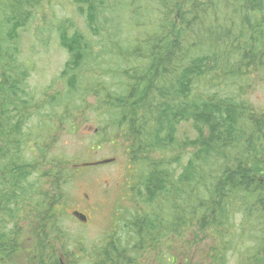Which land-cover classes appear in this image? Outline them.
I'll use <instances>...</instances> for the list:
<instances>
[{"label":"rangeland","instance_id":"obj_1","mask_svg":"<svg viewBox=\"0 0 264 264\" xmlns=\"http://www.w3.org/2000/svg\"><path fill=\"white\" fill-rule=\"evenodd\" d=\"M127 1L101 0L102 4H97L95 10H102L101 15L103 16L97 17L98 22H95V25L89 29L85 17L76 13L74 0H39L36 5L23 8L21 17L25 18V24L18 27L16 38L8 45L0 42L2 51H5L6 48L11 51L5 62L4 56L1 58L0 74L5 71L15 74L23 73L25 81L21 84V88L24 92L30 93L31 102L35 101L38 105L44 106L40 118L53 126L52 134L44 140V143L47 141L51 144L50 153L53 154L54 149H57L71 157L81 154L84 144H87L88 149L92 148V152H89L91 154L89 157L83 156L82 161H91L92 163L110 157L116 159L111 164L93 169H80V172L86 171L85 177H75L69 187L70 204L73 207L70 205L66 207L69 208L67 212L70 216L67 217L64 212L61 214L62 223L75 225L76 228L79 227V221H76L72 216V211L75 208L88 217L86 224L90 226H81L77 230L76 238L83 239L84 245L90 247L99 244L103 231L109 230L115 219L121 220V215L128 216L132 213V211L123 213L124 211L119 210L118 206L134 210L136 204V201L121 202V196L119 192H116L117 186H119L121 187L120 192L123 194L122 190L125 189L126 182L130 181V178H135L134 168L124 162L127 156L122 157L121 149L119 147L113 149L109 143L104 144L103 148L96 145L91 147L90 144L91 138L98 131V121L94 115L101 111H93L96 106L94 90L108 84L111 87L117 84L118 87L113 90L116 92L119 86L129 79L131 68L136 65L129 64L131 62L127 61L128 55L123 60L119 54L120 49H131L129 56L133 57L137 43L145 41L147 33L154 31V25L159 24L161 20L158 19L156 12L154 13L152 5H149V9L145 11L147 4L142 0H138L139 12L137 16L132 17L125 9ZM108 4L115 8L111 16L107 15L105 11ZM5 15L6 13L0 8V24ZM263 17L261 16V18ZM108 18L111 20H106ZM17 19V15L14 14L12 20L16 21ZM236 31L235 28V35ZM5 33L6 29L0 30V38H7ZM74 33L83 35L86 44L85 51L81 48L84 60L79 68H75V64L73 65L71 61L73 57L71 39ZM155 33L153 32V34ZM204 35L201 26H196L195 23L188 32L182 33V40L186 48L183 51L180 65L203 56L206 57L203 59V67H209L201 80L192 77L191 82L188 83V88H190L188 108L190 104L196 105L195 112L198 114L203 103L210 105L216 102L217 97L219 100L221 97L227 96L231 105H235V100L239 102L238 99L241 98L253 107L254 112H264V81L258 80V73L251 74L250 72L240 77L241 79L230 78L229 74L224 75L220 69V63H217L220 61L218 56L224 48H213L215 59L210 54L212 52L207 57L209 54L204 43H197ZM71 68L76 70H70ZM124 73L125 77H123ZM6 80L0 75V93L3 95L9 92ZM186 81L188 80L186 79ZM186 81L184 83L187 84ZM92 92H94L93 97H90ZM181 99L182 97L178 98V101H182ZM191 101L194 102L191 103ZM13 115L11 114L10 117ZM59 117L69 119V121L60 125L55 122V119ZM68 126H74L75 131L71 132ZM238 127L235 128V131ZM194 133L196 132L193 130L192 122L184 120L176 126L174 136L175 139H183L186 136L188 139H194L196 137ZM108 138L110 140L111 136ZM1 144L3 143L1 142ZM193 150L187 148L182 152L180 158H174L176 156L174 153V159L166 171L170 175L178 176L188 165L187 163L193 160L196 152ZM168 152L161 151L159 155L153 154V159L159 160L160 156H163L170 160L172 152L170 154ZM2 154L4 157V152ZM215 154L216 157L210 154L207 161L201 158L197 163L194 162L196 168L198 165L201 167L200 173L199 176H195L193 181L189 182L195 184L199 181L200 186L181 182L177 185L178 197L171 199L170 207L169 196L162 204H145L143 202L137 204L139 215L150 214L155 217L159 212V227L148 233L143 232L144 239L140 243L139 247H142L140 250L132 249L137 238L129 235V240L133 244L129 243L125 246L126 264H130L133 258L136 259L134 264H150L152 260H155L154 264H169V257L172 254L169 244L181 239L180 236L172 234L173 217L182 214L185 217L183 223L201 218V225L191 224V229L184 235V240L189 241L190 247L192 246L189 248V255L187 252V264H210L209 255L217 248L214 260L218 264H237L240 256L243 257V264L251 263L252 255L257 250L261 239H264V222L262 220L264 212L261 203H256L253 198L245 197L242 198L243 200H236L233 186L230 185L231 195L228 193V207L221 216L224 225H214L220 205V197L218 198L217 191L213 188V183L218 179L221 171L220 165L223 159L220 160L219 156H228L231 160L235 156V150L233 147H224L220 153ZM73 162L76 164L74 160ZM224 162L225 168L231 164L230 161L224 160ZM73 166L70 165V167ZM230 180L232 184L235 178ZM253 181L257 186L258 179L254 177ZM227 182L228 180L225 184H228ZM3 204L5 206L10 204L9 199ZM67 204L69 203H65V205ZM161 215L163 216L161 217ZM136 216L134 210L132 218ZM180 227L182 226L175 225V229H180ZM188 227L190 226L188 225ZM155 238L160 240L157 243L159 246L161 245L158 252ZM28 246V244L24 245V247ZM219 246H221L224 256L223 260H221ZM136 252L139 253L138 256L134 255ZM175 262H177V258H174L173 264Z\"/></svg>","mask_w":264,"mask_h":264},{"label":"trees","instance_id":"obj_2","mask_svg":"<svg viewBox=\"0 0 264 264\" xmlns=\"http://www.w3.org/2000/svg\"><path fill=\"white\" fill-rule=\"evenodd\" d=\"M142 1L147 4L145 11L149 9V5H152L154 13L156 12L158 19L161 20L159 24L154 25V31L147 33L145 41L137 43L133 57L129 56L131 49H120L119 54L122 59L124 60L128 55L127 61L131 62L129 64L136 65L132 66L129 79L125 80L116 92L113 90L118 86L114 84V89L110 86L107 90L102 88L106 92L101 94L100 89L94 90L95 94L91 93V96L94 94L96 98L93 111L98 112L97 107L102 110L95 141L100 145L109 134L112 148L119 147L121 156H127L124 162L134 168V177L138 179V203L162 204L169 196V207L171 199L178 197L177 185L181 182L200 186L199 181L195 184L189 182L200 173L201 167L198 165L196 168L194 162L197 163L201 158L207 161L210 154L216 157L215 153H220L224 147H233L235 156L231 160L228 156H219L220 160L223 159L222 164H219L221 171L218 179L213 183V188L217 191L218 198L220 197V205L219 216L216 215L214 225H224L221 216L228 207L229 198L227 197L228 193L231 195L230 185L233 186L236 200L240 201L245 197L253 198L256 203H261L264 212V112H254L253 107L241 98L238 99L239 102L235 100V105H231L229 97L226 96L219 100L217 97L216 102L210 105L203 103L196 114V105L190 104L188 108L190 92L188 83L191 82L192 77H197L198 80L204 77L206 69L209 68L208 66L203 67V59L206 57L195 58L187 64L180 65L183 51L186 48L182 33L188 32L195 23L196 26H201L203 35L205 34L197 43H204L208 54L213 48H224L218 56L220 61L217 62L220 63V69L224 75L229 74L230 78L241 79L240 77L250 72L251 74L256 72L259 75L258 80L264 81V17L261 18L264 16V0ZM38 2L39 0H0V8L6 13L0 24V30L6 29L7 37L1 38V43L6 45L7 40L13 41L16 38L18 27L25 24V18L21 17L23 8L36 5ZM73 4L76 13L85 17L89 29L95 25V22H98L97 17L103 16L101 15L102 10H95L97 4H102L101 0H74ZM137 4L138 0H128L126 3L125 9L132 17H136L139 12ZM114 9V6L108 4L105 11L111 16ZM14 14L18 17L16 21L12 20ZM153 32L156 33L153 34ZM71 42H73L71 61L73 65L75 64V68H79L84 60L81 48L84 51L86 49L85 38L80 33H74ZM10 52L9 48L2 51L0 46V61L4 56L5 62ZM210 54L214 59L216 58L214 52ZM0 75L7 79L9 91L6 99L1 102L0 111L8 112L9 108L11 111H17L20 105H23L27 119H29L32 114L38 113L44 107L35 101L31 102V95L21 88V84L25 81L23 73L15 74L5 71ZM180 97L182 101L179 102ZM94 116L98 121L99 114ZM63 119L60 117L59 121L62 122ZM184 120L192 122L193 130L196 132L194 139H188L187 136L183 139H175V128ZM237 126L239 127L235 131ZM8 127L10 133L19 131L18 123ZM109 127H111L110 130H108ZM41 135L29 133L27 142L32 143L35 150L43 156L46 149L39 142ZM187 148L194 149L193 152L196 150L193 160L187 163L188 165L178 176L170 175L166 171L168 165L174 158H180ZM4 151L6 150L0 149V161L3 159L2 152ZM161 151H169L168 154L172 152L170 160L163 156H160L159 160H154L153 154L159 155ZM174 153L176 156L173 158ZM224 160L231 163L227 168H225ZM216 161L218 162V159ZM51 168L56 171L53 178L57 182L61 177V166L52 165ZM254 177L259 181L257 186L254 185ZM0 178L7 179L0 182L1 187L7 184L10 186L20 184L19 177L6 169L0 172ZM232 178L235 180L231 184L230 179ZM227 180L228 184H225ZM13 191L0 189V192H11V199L16 197ZM175 209L178 208L175 207ZM136 214V217H131V220L125 223L137 227L134 231L137 238L134 246L140 250L142 248L139 247L140 243L144 239L143 232L148 233L159 227L160 215L157 212L155 217L150 214L142 216L139 215V210ZM247 215L250 214L247 213ZM183 220L185 217L182 214L173 217L172 222V234L180 238H183L184 228L189 231L191 224L201 225V218L193 219L189 223H183ZM262 220L264 222V218ZM175 225L182 227L175 229ZM179 240L172 241L171 246L172 254L178 258L183 256ZM159 241L155 238L156 244ZM160 248L161 245L157 244V252ZM217 250L218 248L209 255L210 264H218L214 260ZM219 251H221V260H223L221 246H219ZM134 255L138 256L139 253L136 252ZM243 263V257L240 256L237 264ZM250 264H264L263 238L252 255Z\"/></svg>","mask_w":264,"mask_h":264},{"label":"flooded vegetation","instance_id":"obj_3","mask_svg":"<svg viewBox=\"0 0 264 264\" xmlns=\"http://www.w3.org/2000/svg\"><path fill=\"white\" fill-rule=\"evenodd\" d=\"M129 180L126 182L125 189L122 190L123 194L120 192L121 187L119 186H117L116 192H119L121 202L132 203L136 201L134 210L137 211L138 179L130 178ZM9 206L10 204L4 206V210L8 211ZM118 207H120L119 210L124 211L123 213L128 211H132V213L128 216L121 215V220L115 219L109 227L110 229L103 231L102 239L95 247H82L79 244L77 249L74 241L66 240L60 234H51L50 230H53V226L45 227L47 230L45 237L52 240H39L41 236H38L37 239L34 238V241L28 244V240H24L23 234L13 233L9 220L4 234L0 233V264H126L125 246L129 243L133 244L129 240V235L131 234L130 237L136 236L134 231L137 230V227L125 223L129 219L131 220L129 217H133L134 210H127L123 206ZM120 221L121 224H119ZM32 226L33 224L29 225L30 229ZM55 238L63 239L62 248L60 247V241ZM25 244L29 246L24 247ZM70 244H72V247L69 246ZM134 248L137 247L133 245L132 249ZM135 261L136 259L133 258L130 264H134ZM154 263L155 260H152L150 264Z\"/></svg>","mask_w":264,"mask_h":264},{"label":"water","instance_id":"obj_4","mask_svg":"<svg viewBox=\"0 0 264 264\" xmlns=\"http://www.w3.org/2000/svg\"><path fill=\"white\" fill-rule=\"evenodd\" d=\"M110 161H111V160H108V159H107V160H105V161H102L101 164H103V165L105 164V165H106V164H108ZM79 218L82 219L83 221H85V220L83 219V217L79 216Z\"/></svg>","mask_w":264,"mask_h":264},{"label":"bare ground","instance_id":"obj_5","mask_svg":"<svg viewBox=\"0 0 264 264\" xmlns=\"http://www.w3.org/2000/svg\"><path fill=\"white\" fill-rule=\"evenodd\" d=\"M106 13H107V12H106ZM107 15H108V13H107ZM106 20H111V19L108 18V19H106ZM96 159H97V158H96ZM68 209H69V208H68ZM71 218H72V217H71ZM49 227H50V226H49ZM47 234H48V233H47ZM49 237H50V236H49ZM14 238H15V237H14ZM12 257H14V256H12ZM26 262H27V261H26Z\"/></svg>","mask_w":264,"mask_h":264}]
</instances>
